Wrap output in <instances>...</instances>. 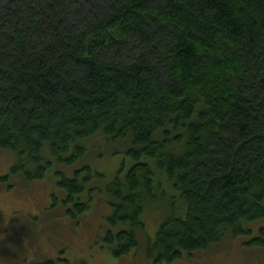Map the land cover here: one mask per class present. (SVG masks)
<instances>
[{"label":"trees","instance_id":"obj_1","mask_svg":"<svg viewBox=\"0 0 264 264\" xmlns=\"http://www.w3.org/2000/svg\"><path fill=\"white\" fill-rule=\"evenodd\" d=\"M99 138L124 152L105 186L90 166ZM0 149L15 156L9 187L56 179L49 221L61 204L79 225L108 195L114 256L172 263L239 240L252 263L264 252V0H0Z\"/></svg>","mask_w":264,"mask_h":264},{"label":"rangeland","instance_id":"obj_2","mask_svg":"<svg viewBox=\"0 0 264 264\" xmlns=\"http://www.w3.org/2000/svg\"><path fill=\"white\" fill-rule=\"evenodd\" d=\"M94 143L101 151L98 162H91L90 166L94 174L97 172L104 174L98 184L105 186L106 182L114 178L119 159L124 157V152H118L117 145V150L111 146L107 150V146L106 148L102 146L104 143L102 138L94 140ZM14 161L15 156L11 152L0 149V177L9 171ZM127 162H130V158ZM79 164L80 161L78 164H73V167L67 170L68 175H72L74 167ZM8 184L6 180L0 179V264H30V261L43 260L45 257L53 258L61 252L73 262L85 260L88 264L154 263L152 260L149 261L144 253L143 256L138 252H133L132 255L130 253L120 257L112 254L105 240V234L109 229L107 217L110 208L105 201L108 195L104 194L101 197L102 202L96 200L92 205L93 209L87 211L86 218H82L80 224L75 225L76 222L71 223L68 216L62 213L61 204L57 205L61 207L62 210L59 209L61 213L53 214L52 220L49 221V217L44 215L43 211L54 201L51 199L52 193L58 192L56 179L36 181L32 186L30 185V188L22 182L12 183L10 187ZM155 214L152 215V219L149 217L150 223H148V231L152 238L155 237L158 229ZM31 216L42 221L39 225L36 224L38 229L36 240L30 239L34 237L32 233L28 235L27 221ZM159 218L157 213V219ZM42 223L45 224L41 226ZM31 225L35 223L30 220L29 226ZM233 242L235 243H230L231 245L227 247L216 248L214 246L209 250L197 251L191 259L182 258L163 264H264V252L256 256L258 254L256 250L255 255L251 257V263L245 255L247 250L243 252L241 248L238 249L239 240ZM23 259L29 261H22Z\"/></svg>","mask_w":264,"mask_h":264}]
</instances>
